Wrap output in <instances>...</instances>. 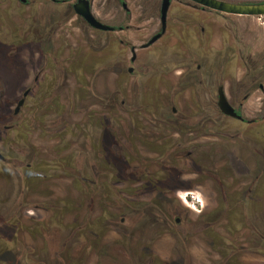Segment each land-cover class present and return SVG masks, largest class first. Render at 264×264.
I'll list each match as a JSON object with an SVG mask.
<instances>
[{
  "label": "flooded vegetation",
  "instance_id": "af4514ba",
  "mask_svg": "<svg viewBox=\"0 0 264 264\" xmlns=\"http://www.w3.org/2000/svg\"><path fill=\"white\" fill-rule=\"evenodd\" d=\"M85 1L94 18L110 30L90 27L74 10L79 0H0V60L2 57L4 63L14 61V73L6 80L0 76V130L6 133L2 142L6 155L0 151V163L4 165L0 175L6 179L4 189H0V264H34L19 234V227L25 224V202L32 196V187L41 191L39 198H44L46 186L50 193L48 203L39 206L43 213L54 208L58 212L73 208L69 226L59 218L31 219L29 228L42 246L48 238L53 239L44 250L41 247L37 251V264H66V255L71 264H93L96 254V264H124L122 257L126 254L139 261L135 250L141 228L159 227L165 233L182 235L184 240L190 234L212 229L213 224L203 222L202 215L196 220L186 215L181 219L185 210L173 196L177 198L178 191L189 190L183 182L191 175L195 176L192 181L206 178L216 183L221 199L229 201L228 213L256 218L250 219V240L259 247L264 242V129L252 126L263 127L264 109L251 117L243 108L256 93L264 96L262 63L248 55L243 75L231 81L230 90L226 81L220 79L218 57L212 59L211 72L207 71L210 53L203 57L206 67L196 65L194 70L188 65L172 67L171 62L184 59L186 52L162 49L147 51L148 61L136 67L141 60L137 51L149 50L164 37L171 0L163 32L161 0L160 27L137 48L117 36L130 29V25L123 24L120 13L130 12L124 0H113L116 13L107 22L93 13L94 0ZM186 1L192 9L214 12ZM29 6L38 9L35 18L19 12ZM75 19L85 27L81 34L83 45L74 42L71 23ZM63 25L69 26L66 34ZM89 31L103 34L97 43L102 65L94 71L85 65L86 43L91 42ZM157 35L160 36L150 43ZM205 35L201 28L200 36ZM64 47L69 60L60 61ZM28 52L37 58L34 78L24 59ZM99 73L111 80L110 88L103 94L95 89ZM175 73L179 77L173 84ZM11 79L13 85L8 84ZM70 81L71 85H67ZM70 87L67 112H63L59 98L49 103L56 107L53 112L48 109L44 113V96ZM142 88L149 91L143 101ZM219 89L235 116L220 111ZM188 91L198 104L195 112L187 105H174ZM258 100L260 104L264 102L263 97ZM40 112L43 113L38 117ZM32 115L37 118L33 120ZM32 123L41 133L53 137V145L35 147L28 140ZM47 149L58 155L67 153V163L62 165L57 156L46 157ZM65 165L75 177L71 181L72 194L60 206L48 184L49 179L58 178ZM46 181L49 182L44 185ZM123 186L141 189L134 195L122 191ZM67 246L68 254L55 250ZM233 254L232 250L223 251L219 264H232ZM157 261L152 255L146 264Z\"/></svg>",
  "mask_w": 264,
  "mask_h": 264
},
{
  "label": "rangeland",
  "instance_id": "374dc122",
  "mask_svg": "<svg viewBox=\"0 0 264 264\" xmlns=\"http://www.w3.org/2000/svg\"><path fill=\"white\" fill-rule=\"evenodd\" d=\"M128 7L130 8L129 14L125 15L122 12L121 17L124 25H130V29L118 33V39L124 40L125 43H131L136 48L141 43H146L152 34L157 31L160 27L159 21V8L161 0H124ZM229 2H262L264 0H225ZM186 0H171L170 7L167 14L166 20V33L160 41H158L154 46L149 50L143 51L138 50L137 55L141 58L139 62L136 63L137 66L144 65L145 60L148 61L149 54L147 51L152 50H172L173 53L186 52L187 57L184 59H176L174 62H171L172 67L180 66L186 67L188 65L191 70H194L196 65L202 67L209 66V72L212 68V59L218 57L219 60V76L220 79L226 81V87L229 88L234 80L239 79L244 71L243 67L246 65L245 58L248 55L254 57V59L262 63V68L264 69V18H249V17H236V16H223L216 14L214 12L200 11L192 9L190 6H186ZM119 10V9H118ZM38 9L36 6H29L26 10L22 9L19 12L21 14H26L29 18H35L37 15ZM92 11L97 18L102 21H110L111 17L116 13V7H114L113 0H94L92 5ZM10 12V11H9ZM13 12V11H12ZM74 26V35L75 43L77 45H83L81 34L84 32V25L79 19H75L72 23ZM69 26L63 25V32L66 34ZM203 28L206 32V35L200 36V30ZM89 40L86 45V56L85 65L91 66L93 71L94 68L98 69L101 63V47L97 45L103 34L95 33L93 31L88 32ZM60 46H63L61 43ZM59 58L60 61L69 60L67 52L65 51ZM210 53L208 62L204 61V56ZM144 55V57H143ZM184 56V55H183ZM216 56V57H215ZM143 57V58H142ZM145 58V59H144ZM27 60L28 69L31 71L30 76L35 77L38 70L37 58L32 56L31 53H27V57L24 58ZM128 59V55L127 58ZM10 62H3L1 57L0 60V76L5 80L8 79L9 74H13V60L9 59ZM77 60V59H76ZM192 62H190V61ZM91 69V70H92ZM211 77V74H207ZM179 77L178 73L173 74L172 83L174 84ZM12 82L8 80V84L13 85ZM208 81L210 79L208 78ZM227 81L229 83H227ZM232 81V82H231ZM71 85V81L66 83ZM111 86V80L107 77H102L100 73L98 74V79L95 81V89L98 93H105V90H108ZM230 90V88H229ZM35 90L32 91V94H35ZM149 91H145L144 88L140 91V97L142 101L147 99ZM71 97V87L68 89H56L51 93L44 96V113L48 109L52 113L54 107L53 105L49 106V103L55 99H61V107L64 108L63 112H67V105L70 103ZM264 96L260 93H256L247 103L243 110L251 117L254 114H259V111L264 109V102L260 104L258 98ZM47 105V106H46ZM175 107H183L187 105L189 110L195 112L198 107V104L195 101V98L190 95L189 91L186 92V95L183 98L177 99L174 101ZM48 107V108H47ZM14 108V107H13ZM12 108V109H13ZM94 108L92 109V111ZM29 112V111H28ZM43 112H40L39 116ZM37 116L32 115V119L35 120ZM258 124L253 125V129L262 128ZM29 135L28 140L35 146H40L41 144L53 145V137H49L46 133H41L39 128L36 126V123L28 127ZM5 132L0 130V151L3 155L5 154L4 137ZM43 134V135H42ZM52 149H47L45 156L49 158L59 159V162L63 165L67 163L68 154L60 153L59 155L53 153ZM145 156H149L145 154ZM4 165L0 163V172L3 170ZM33 174L34 171L30 172ZM74 173L69 169L68 166L61 167V170L58 173V178L44 182L48 186L50 185L54 189V199H59V205L64 202L63 199H66L72 194L71 192V181L74 178ZM195 176H188L186 181L183 182L184 187H190L189 190L183 189L177 192V198L174 195L177 202L185 210V214H182L181 219L184 218V215L188 216L187 218L191 220H196L199 215H202L203 222L213 224L212 229H203V231H198L196 233L190 234L187 236L186 240L182 235H178L174 232L165 233L163 229L159 227L155 228H146L139 230L137 249L136 253L139 254L141 260L137 261L130 254H126L123 258L124 264H146L149 262V257L155 255L159 261L155 264H219L221 263V257L223 251H233L234 256H232V264H264V242L259 247H255L251 243L252 236V225L250 219L255 220V217L248 218L244 216H234V214L228 213L226 211L228 202H225L221 199L220 191L213 180L204 178L202 181ZM5 178L0 175V189H4ZM196 183H193L195 182ZM195 184V185H191ZM47 187V186H46ZM45 190L43 192L44 198H39L37 196L38 192H41L36 187H32V196L25 202L27 214H23V221L25 224H22L19 227V234L24 245L27 247L25 252H29L28 258L34 264H37L39 260H36L37 251L39 252L41 247L42 250L49 246L53 239L48 238L47 242H44L42 246L41 241L37 238L35 234L29 227H31V219L41 218L44 220L59 218V221L65 225L69 226L71 223V214L73 208H66L58 212L55 208L51 209L48 212H42L39 209L43 204L48 202L49 191ZM138 187V186H135ZM131 186H123L122 191H128L134 195L138 194V190L141 187L135 188ZM148 197L147 194H145ZM192 196V198H191ZM186 199V201H184ZM202 211V214L201 212ZM259 222V219L258 221ZM62 246V243L59 244ZM32 247V248H31ZM57 248L58 250H64L68 254V246L66 248ZM71 255V254H70ZM94 256L93 264H96ZM135 257V256H134ZM65 263L71 264V261L68 260L67 255L65 257Z\"/></svg>",
  "mask_w": 264,
  "mask_h": 264
},
{
  "label": "water",
  "instance_id": "95a60500",
  "mask_svg": "<svg viewBox=\"0 0 264 264\" xmlns=\"http://www.w3.org/2000/svg\"><path fill=\"white\" fill-rule=\"evenodd\" d=\"M193 2L202 8L218 12L224 15L233 16H245V17H263L264 16V3L260 4H242V3H232L222 0H188ZM169 7V0H162L160 15L162 23V32L164 27V22ZM75 12L81 16L85 22L92 28L97 30H110L109 27L102 25L98 22L94 16L91 14L89 9V4L85 0H79V2L74 6ZM160 35L152 38L150 43L154 42ZM218 107L220 111L227 116H235L233 109L228 105L222 90L219 89Z\"/></svg>",
  "mask_w": 264,
  "mask_h": 264
},
{
  "label": "trees",
  "instance_id": "16d2710c",
  "mask_svg": "<svg viewBox=\"0 0 264 264\" xmlns=\"http://www.w3.org/2000/svg\"><path fill=\"white\" fill-rule=\"evenodd\" d=\"M226 258H228V255H225Z\"/></svg>",
  "mask_w": 264,
  "mask_h": 264
}]
</instances>
